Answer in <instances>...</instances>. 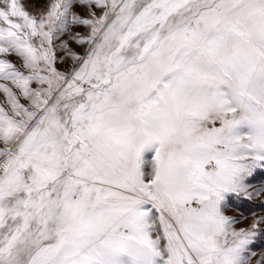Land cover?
<instances>
[{
  "label": "snow or ice",
  "instance_id": "obj_1",
  "mask_svg": "<svg viewBox=\"0 0 264 264\" xmlns=\"http://www.w3.org/2000/svg\"><path fill=\"white\" fill-rule=\"evenodd\" d=\"M258 174L264 0H0V264H251Z\"/></svg>",
  "mask_w": 264,
  "mask_h": 264
},
{
  "label": "rangeland",
  "instance_id": "obj_2",
  "mask_svg": "<svg viewBox=\"0 0 264 264\" xmlns=\"http://www.w3.org/2000/svg\"><path fill=\"white\" fill-rule=\"evenodd\" d=\"M29 10L31 11L32 9L30 8ZM261 180H264V179L262 178ZM261 180L256 179L253 183L256 186H259V183ZM253 201L261 203L262 201H264V194H261L259 197L254 198ZM253 212H255L257 217L264 215V209H260V210L253 211ZM251 213L252 212L245 213V212L241 211L240 209H238L237 207H233V208L229 209L227 212L228 215L235 216L237 219L240 220V224L237 225V227L247 226L250 223V221L254 218L251 215ZM245 217H247V219H245ZM257 237H256V239H257ZM253 250L255 251V255L252 257L251 264H257V262L261 259V257L264 256V248H257V249L253 248Z\"/></svg>",
  "mask_w": 264,
  "mask_h": 264
},
{
  "label": "trees",
  "instance_id": "obj_3",
  "mask_svg": "<svg viewBox=\"0 0 264 264\" xmlns=\"http://www.w3.org/2000/svg\"><path fill=\"white\" fill-rule=\"evenodd\" d=\"M262 178L264 179V174H258L256 177V179L258 180H261ZM260 204L261 203H258L256 201H252L251 203H242V202L237 201L236 207L245 213H250V212L262 209L259 207ZM252 248L254 249L264 248V235H259L257 237L254 244L252 245Z\"/></svg>",
  "mask_w": 264,
  "mask_h": 264
}]
</instances>
